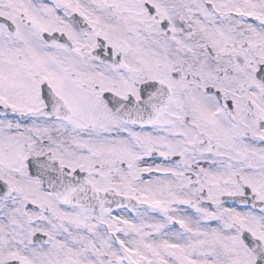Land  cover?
<instances>
[{
	"label": "snow or ice",
	"instance_id": "snow-or-ice-1",
	"mask_svg": "<svg viewBox=\"0 0 264 264\" xmlns=\"http://www.w3.org/2000/svg\"><path fill=\"white\" fill-rule=\"evenodd\" d=\"M0 264H264V0H0Z\"/></svg>",
	"mask_w": 264,
	"mask_h": 264
}]
</instances>
